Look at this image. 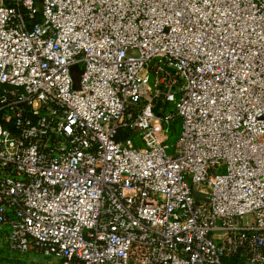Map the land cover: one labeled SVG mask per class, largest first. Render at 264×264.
Returning <instances> with one entry per match:
<instances>
[{
    "label": "built area",
    "instance_id": "built-area-1",
    "mask_svg": "<svg viewBox=\"0 0 264 264\" xmlns=\"http://www.w3.org/2000/svg\"><path fill=\"white\" fill-rule=\"evenodd\" d=\"M0 240L264 264V0H0Z\"/></svg>",
    "mask_w": 264,
    "mask_h": 264
},
{
    "label": "rangeland",
    "instance_id": "rangeland-1",
    "mask_svg": "<svg viewBox=\"0 0 264 264\" xmlns=\"http://www.w3.org/2000/svg\"><path fill=\"white\" fill-rule=\"evenodd\" d=\"M171 127V128H170ZM170 135L168 142L173 143L180 131V118L177 117L169 126ZM23 261L26 264H60V261L54 257L43 256L40 252L32 250L26 254H17L10 251L5 242L0 240V264L5 262Z\"/></svg>",
    "mask_w": 264,
    "mask_h": 264
},
{
    "label": "water",
    "instance_id": "water-1",
    "mask_svg": "<svg viewBox=\"0 0 264 264\" xmlns=\"http://www.w3.org/2000/svg\"><path fill=\"white\" fill-rule=\"evenodd\" d=\"M73 81H74V88H77L78 86V78H79V70H78V65L73 67Z\"/></svg>",
    "mask_w": 264,
    "mask_h": 264
},
{
    "label": "trees",
    "instance_id": "trees-1",
    "mask_svg": "<svg viewBox=\"0 0 264 264\" xmlns=\"http://www.w3.org/2000/svg\"><path fill=\"white\" fill-rule=\"evenodd\" d=\"M171 128V127H170Z\"/></svg>",
    "mask_w": 264,
    "mask_h": 264
}]
</instances>
